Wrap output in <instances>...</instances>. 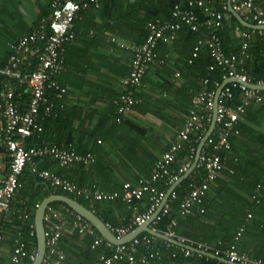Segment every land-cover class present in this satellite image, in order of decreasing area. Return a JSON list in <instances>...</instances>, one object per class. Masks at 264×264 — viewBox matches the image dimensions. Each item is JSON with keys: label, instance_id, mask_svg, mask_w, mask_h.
<instances>
[{"label": "built area", "instance_id": "obj_1", "mask_svg": "<svg viewBox=\"0 0 264 264\" xmlns=\"http://www.w3.org/2000/svg\"><path fill=\"white\" fill-rule=\"evenodd\" d=\"M223 3V10L219 11L211 7L207 0H190L187 10H183L179 4L174 6L172 11L174 23H162L159 20L149 23L147 40L135 49L129 74L122 81L124 93L120 100L124 107L120 108V112L129 113L133 106L138 104V99L133 93L144 86L143 76L149 69L150 63L157 57L155 49L159 40L172 42L176 39V33L182 25H188L194 32L204 27L222 28L226 19L231 18L232 10L239 14L247 13L246 19L252 18L256 25L264 26V0H224ZM100 6L99 0H51L49 17L43 20L31 34L15 42L11 46V54L7 62L0 64V146L7 151L10 159L8 173L0 180V242L5 240L1 228L2 220L9 221L17 213L21 214L20 217L25 220L31 217L28 210L16 211V213L11 207L23 188L22 177L26 170L50 182L56 189L73 194L77 198H84L91 205L96 201H111L122 196L128 205L133 206L135 201H141L145 195H148L150 206L146 212L139 213L137 207L133 208L132 226H142L150 221L163 205L161 213L153 222L159 221L161 217L170 214L173 209L172 203L177 199V193L174 190L168 195L169 191L159 190L155 185L156 182L166 179L167 184L172 187L181 180L183 175L191 169L197 151L193 148L179 169L172 171L178 154L192 135L197 134L198 141H202L215 119V128L202 149L196 167L204 168L206 175L200 184L191 185L189 194L179 205V214L182 217L190 216L196 210L204 213L201 209L204 197L210 185L221 176L226 166L219 152L229 150L231 148L230 138L240 135L238 126L247 108L264 104V80L253 83L250 76L241 69L246 58L245 52L248 44L244 43L240 54L229 56L224 52L220 38L215 33H211L209 37L199 42L194 56H197L200 47H207L214 60L210 70L214 71L217 67L222 68L224 83L222 85L216 83L217 90L213 91L209 89V81H203V88L193 97L192 108L184 126L178 131L169 149L156 163L150 178H140L135 185L127 182L123 186V192L120 193L104 191L96 186L80 187L55 175L50 170L40 169L39 160L44 158H52L62 168H69L75 163H82L89 167L96 161L93 154H79L72 147L61 148L45 143L29 147L28 141L44 132L41 122L55 115L56 103L67 94V90L55 79L65 70L66 45L76 37L74 28L78 14L89 9H99ZM195 6L203 10L205 20L201 21L193 12ZM236 31L241 32L244 38L251 37L249 33L242 32L239 27ZM221 87L223 90L218 98L215 115L216 96ZM234 90L241 92V100L233 106L227 103L233 101ZM261 188L259 185L252 197L256 202L260 200ZM167 197L168 200L165 202ZM248 218H252V214H249ZM44 223L47 252L43 264L64 262L65 255L60 249V243L67 228H72L79 235L96 234L93 226L85 218L65 206L48 207ZM176 225L177 221L173 219L165 235L182 244L178 248L186 258L198 250L200 255L211 253L219 258L221 254H224V258L234 264H264L263 259H253L246 254H241L235 246L224 252L220 250L211 252L212 248L207 243L178 237L173 230ZM107 226L118 238L130 233L129 228H115L108 224ZM31 230V236H34L35 225H31ZM243 231L244 228L239 230L236 240L242 236ZM101 246H104L110 253H99L95 264H120L123 261L129 264H153V262L161 264L160 251L152 248L153 240L146 235L122 245H114L97 235L92 248ZM141 246H145L149 251L146 254H140ZM36 257L37 251H31L21 237L15 240L12 252L13 264L34 262Z\"/></svg>", "mask_w": 264, "mask_h": 264}, {"label": "trees", "instance_id": "obj_2", "mask_svg": "<svg viewBox=\"0 0 264 264\" xmlns=\"http://www.w3.org/2000/svg\"><path fill=\"white\" fill-rule=\"evenodd\" d=\"M175 5L172 4L170 19L167 22L160 19L159 15L152 17L145 16L139 19L133 16H126L130 24L135 25L136 23L142 22L141 28H115L112 30L120 38H123L125 43L124 47L129 49L134 57L135 49L142 46L147 40V36L149 35L148 25L150 22L156 20L171 24L175 22L172 15ZM194 8L200 10L201 13H197L195 10L193 12L199 18L203 16V20H205L203 10L196 6ZM231 19L235 23L234 25L239 27L242 32L249 33L251 37H239L234 32L235 28H227L228 26L225 28L204 27L199 28L198 32H194L188 25H182L176 33V39L172 42H165L163 39L159 40L155 49L157 57L150 63V66L153 65V67H157L163 71L162 73L168 75L166 69L169 63L167 58L164 57V50L167 49L166 52L168 53V46L175 45L177 47L179 46L177 43L182 41L184 45L181 46V54L185 56L183 69L191 72L194 77L193 80L197 78L201 81L208 80L209 89L216 91V83L220 85L224 83L223 69L217 67L214 71L210 70V66L214 64V60L211 51L207 47H200L197 56H194L195 48L198 47L199 42L204 40L205 37H209L211 33H215L222 42L224 52L229 56L240 54L244 43H247L246 58L241 65V69L250 76L253 83L264 80V31H254L242 26L232 14ZM137 20L139 21L137 22ZM200 20L203 21L201 18ZM147 72L143 76V81ZM58 76L55 80L61 85ZM202 88L203 83L199 91ZM137 93V91H134L133 94L138 99V104L133 106L132 111L137 109L146 113L147 110H142L141 107L143 99ZM121 96L116 101V109H110L100 115L101 122L103 123L99 124L93 132H89V139L85 142L82 138L81 140L74 141L71 135L72 127L69 126L70 123L62 120L64 114L62 110L60 111L61 101L57 102L55 116L41 122L44 127V132L39 134L35 139H31L38 143L31 144L29 142L28 146H40L45 143L61 148L72 147L79 154H93L96 157V161L89 167H86L82 163H75L69 168H62L52 158H44L39 160V166L41 161H49L59 166L61 168L60 170H62L56 173L53 172L55 175L75 183L80 187L96 186L104 191H118L120 193L123 192V186L127 181L132 180L131 182H135L141 176L150 178L162 153L166 152L171 146V143L175 141L179 130L176 132L174 140L168 146L165 132L169 131L171 127L168 129V126L165 125V129H163L165 132L160 133V131L156 130L150 124L144 123L141 120L132 119L129 116L132 111L129 113L120 112V108L124 107L120 100ZM188 96H190L189 101L192 102L195 95ZM240 97L241 92L234 90L233 101L227 104L234 106L240 103ZM159 117L163 120L167 119L163 115H159ZM244 118L247 122H240L238 126L240 135L230 138L231 148L219 152L220 156L226 162V166L221 176L210 185V189L204 197V202L201 205L204 213L196 210L192 215L186 217H182L179 214L180 202L189 194L191 185L194 183L200 184L206 175L204 168H196L193 174L184 179L176 187L177 199L172 203L173 209L167 216L161 217L159 221L153 222V229L161 234H167L171 221L176 219L177 225L173 227V230L178 237L200 243H207L212 248L211 252L215 250L224 252L235 246L241 254H246L253 259L264 260V256L259 253L258 248L254 250L248 249V243L246 241V238L250 237L252 240L258 238L264 240V104L248 107ZM106 125H109L108 129H106ZM84 135L85 132H82V137ZM115 135L122 136V138L117 140ZM65 136L67 137L66 140ZM99 140L102 141V144L98 143ZM104 143L108 146H105ZM200 143L201 141H198L197 134L196 136L192 135L190 140L185 142L183 149L178 154L177 162L172 166V171L178 170L180 165L190 155L191 150L194 148L197 151ZM26 172L32 176L34 182L31 187L20 190L16 201L19 202L20 209L18 211L28 210L31 212V217L25 220L19 217V213L14 210L17 214L12 216L9 221L2 220L1 228L5 236L7 228L20 226L19 232L21 234L17 232L18 235L16 234L15 240L21 237L31 251H37L38 248L36 233L34 236H31V225H35L36 206L53 194L69 196L94 211L99 218L111 227L129 228L130 232L136 228L132 226L134 220L133 208L137 207L139 213H143V206H147L148 208L150 206L148 195H145L141 201H135L133 206L128 205L122 196L111 201H96L91 205L84 198H77L73 194L56 189L50 182L34 175L29 170L24 172L23 177ZM132 184L135 185L134 183ZM155 185L159 190L166 192L171 188V185L167 184L166 179H160ZM259 185L262 187L261 196L259 197V202H256L252 197L255 195ZM20 194H22V198ZM51 206L61 208L65 205L54 203ZM65 207L69 208L67 206ZM249 214H252V218H248ZM18 217L19 220L16 221ZM241 228H244L242 236L236 240ZM95 231V235L88 234L90 238L89 248L92 250L89 255L91 259H95L101 252L110 253L104 246L95 249L92 248L97 235L102 237L96 229ZM145 235L153 240L152 248L160 251L162 255L161 264H225L217 258L200 255L196 252L186 258L180 252L178 246L169 244L147 233L141 236ZM148 251L145 246H141L139 253L146 254ZM174 254H176V257H174ZM224 257L225 255L221 254V258ZM65 261L66 256L62 264ZM32 263L31 261H27L25 264ZM120 264L129 263L123 261ZM153 264L156 263L153 262Z\"/></svg>", "mask_w": 264, "mask_h": 264}, {"label": "crops", "instance_id": "obj_3", "mask_svg": "<svg viewBox=\"0 0 264 264\" xmlns=\"http://www.w3.org/2000/svg\"><path fill=\"white\" fill-rule=\"evenodd\" d=\"M189 1L99 0L101 4L99 9H89L78 14L74 28L76 37L66 45L65 70L58 76L61 86L67 90L60 104V111L62 110L64 114L62 120L70 123L74 141L81 138L84 142L87 141L89 134L103 123L100 115L110 109H116V101L124 92L122 81L129 74L133 53L124 47L123 38L112 29L141 28L142 22L130 24L126 16L139 19L159 15L160 19L167 22L170 19L172 4H179L183 10H187ZM50 3L51 0H0V64L7 62L11 54V46L15 42L31 34L43 20L49 17ZM207 3L219 11L224 4L223 0H207ZM193 10L201 13L197 8ZM240 15L248 23L256 25L254 19H246L247 13L243 12ZM200 18L204 19L203 16ZM234 24L231 18H227L222 28L226 26L235 28L234 32L237 36L242 37L241 32L236 31L237 26ZM177 44L179 45L177 47L168 46V53L167 49L164 50V57L169 63L166 69L168 75L152 65L145 76L143 88L137 90V94L143 99L142 110L146 109L147 112L143 113L136 109L129 115L132 119L152 125L160 133L165 132L163 130L165 125L168 129L171 127L165 132L168 146L189 116L192 102L189 101L188 95L194 96L203 83L199 78L193 80L191 72L183 69L185 56L181 54V46L184 44L182 41ZM159 115L167 119L163 120ZM243 122H247L245 118L241 121ZM105 127L108 129L109 125ZM82 132H85L84 137ZM66 138L65 136V140ZM115 138L120 140L122 136L115 135ZM29 142L38 143L35 140ZM98 143L102 144V141L99 140ZM104 145L108 146L106 143ZM9 160L7 151L0 146V180L8 173ZM39 167L55 173L62 171L59 166L49 161H41ZM140 178L136 181L133 179L135 182H131L132 180L127 182L137 184ZM33 182L32 176L26 172L23 177V188L31 187ZM20 197L22 198V194ZM16 200L12 210L18 211L20 207ZM147 209V206H143V213ZM19 230L20 226L7 228L5 240L0 243V264H12L14 240L17 232L21 234ZM250 238H246L248 249L258 248L259 253L264 256V240ZM89 245L88 234L79 235L72 228H67L60 243V249L66 256L64 264H95L98 256L95 259L90 258L92 250Z\"/></svg>", "mask_w": 264, "mask_h": 264}, {"label": "water", "instance_id": "obj_4", "mask_svg": "<svg viewBox=\"0 0 264 264\" xmlns=\"http://www.w3.org/2000/svg\"><path fill=\"white\" fill-rule=\"evenodd\" d=\"M231 12L235 15V17L238 19V21L240 22V24L242 26L249 27V29H252L254 31H264V26L250 24L247 21H245L239 13L234 12L232 10H231ZM222 90H223V87H221L217 92L215 115H216V110H217L218 98H219ZM214 128H215V119L213 120L211 129L206 134V136L201 141V143L198 147L196 158L194 160V163H193L191 169L185 175H183V177L181 178V180L179 182H177L176 184H174L170 188L168 195L172 191H174L176 189V187L179 184H181L184 179H186L191 174H193L194 170L197 167V163L199 161L200 155L202 154V149H203L205 143L207 142L208 138L211 136ZM167 200H168V197L166 198L165 202ZM54 203H61L65 206L69 207L73 212H75L78 215L85 218L99 232V234L106 241H108L114 245H122V244L130 243L131 241H133L137 237L141 236L142 234L147 233V234H149L155 238H159L161 240H164L165 242H169V243L174 244L176 246H182V244L179 243L177 240L170 238L165 234H161L152 228V223L158 217V215L161 213L163 205L157 210V212L154 214V216L152 217V219L150 221H148L147 223H145L142 226L136 227L133 231L128 233L126 236H124L122 238H118L110 230V228L107 226V224L101 218H99L92 210L88 209L87 207L82 205L80 202H78L77 200H75L69 196L53 194V195L49 196L48 198H46L38 206L36 213H35V228H36V236H37V241H38V248H37V257L32 264H43L44 263V259H45L46 252H47L46 236H45L46 228H45L44 218H45L48 207H50ZM188 248H190V247H188ZM190 249L195 250L193 248H190ZM195 252L200 253L198 250H195ZM203 254L205 256H208L211 258H217L225 264H234V263L229 262L226 258H219V257H216L215 255H213L211 253H203Z\"/></svg>", "mask_w": 264, "mask_h": 264}]
</instances>
